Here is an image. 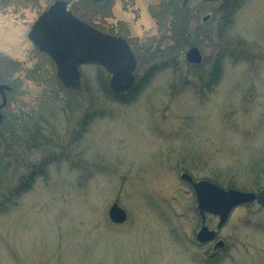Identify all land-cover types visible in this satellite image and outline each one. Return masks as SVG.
I'll return each instance as SVG.
<instances>
[{"label": "rangeland", "instance_id": "obj_1", "mask_svg": "<svg viewBox=\"0 0 264 264\" xmlns=\"http://www.w3.org/2000/svg\"><path fill=\"white\" fill-rule=\"evenodd\" d=\"M0 1L29 6L0 12V154H13L0 166V194L39 169L18 198L0 195V264H264L256 202L217 230L218 257L195 249L202 221L180 177L264 187V0H109L103 9L68 0L136 51L139 83L119 96L97 64L81 68L80 89L64 87L27 38L54 0ZM193 46L198 66L185 60ZM114 203L123 223L109 219ZM217 223L205 214V226Z\"/></svg>", "mask_w": 264, "mask_h": 264}, {"label": "water", "instance_id": "obj_2", "mask_svg": "<svg viewBox=\"0 0 264 264\" xmlns=\"http://www.w3.org/2000/svg\"><path fill=\"white\" fill-rule=\"evenodd\" d=\"M206 19L207 16L203 21ZM28 38L51 59L57 78L68 89H80V67L92 63L103 67L111 75L109 85L114 93L124 92L134 84L137 60L128 42L123 37L103 33L76 18L65 10V3L61 1L55 2L38 18ZM202 58L196 46L190 47L185 54L186 62L191 65H200ZM3 88L0 84L2 96ZM3 104H0V108ZM180 177L191 186L196 198V208L202 219V226L196 235L199 242L211 241L216 236L214 230L204 225L205 214L216 216L217 228H220L231 211L241 204L256 202L264 209V187L257 192H244L224 189L209 180H194L187 172ZM108 216L116 224L126 219L125 211L116 203L109 208ZM222 245V240L216 242V247Z\"/></svg>", "mask_w": 264, "mask_h": 264}, {"label": "flooded vegetation", "instance_id": "obj_3", "mask_svg": "<svg viewBox=\"0 0 264 264\" xmlns=\"http://www.w3.org/2000/svg\"><path fill=\"white\" fill-rule=\"evenodd\" d=\"M57 1H61V2H63V3H65V10H67V11H69L73 16H75L76 18H78V19H80L81 21H83V22H85V23H87V24H90L89 22H86V21H84V20H82L80 17H78L77 15H76V13L74 12V10L71 8V6H70V2L68 1V0H54V1H52V2H50L47 6H46V8L43 10V12L41 13V14H38L37 15V19H36V21L32 24V27L34 26V24L37 22V20H38V18L45 12V11H47V10H49L54 4H55V2H57ZM89 1H91L92 3H94L95 4V6H97V7H99V8H101V9H103L105 6H106V2H108L109 0H89ZM191 0H188V1H186V0H182V7L184 8L185 6H187L188 5V3L190 2ZM202 1H205V2H215V1H210V0H202ZM4 3V4H3ZM111 4H113V3H111ZM110 6V5H109ZM18 7H29L28 5H24V4H20V3H18V2H15V3H6V2H1L0 1V12L2 13V12H6V11H8V10H11V9H13V10H15V11H17L18 10ZM22 13V12H21ZM22 14H24V13H22ZM207 16V19L205 20V21H207L208 19H209V15H206ZM205 17V16H204ZM203 17V18H204ZM91 25V24H90ZM91 26H93V25H91ZM31 27V28H32ZM96 28V27H95ZM96 29H98V28H96ZM99 31H101V32H103V33H106V32H104V31H102V30H100V29H98ZM106 34H109V33H106ZM28 35H29V33H28ZM28 35H27V38H28ZM110 35H112V34H110ZM113 35H115V34H113ZM124 38V37H123ZM29 39V38H28ZM30 40V39H29ZM31 41V40H30ZM211 230V229H210ZM218 232V231H217ZM217 232H216V236H215V238L213 239V240H211V241H208V242H199V241H197V239H196V234L194 235V239H195V244H192L194 247H195V249H200V247L201 248H203L204 249V251H205V253L209 256V258L211 259V260H214L216 257H218L219 256V251L220 250H222V249H224L225 248V241L224 240H222L221 238H218L217 239ZM216 239L217 240H222L223 241V245L221 246V247H216ZM184 245V244H183ZM204 253V254H205Z\"/></svg>", "mask_w": 264, "mask_h": 264}, {"label": "trees", "instance_id": "obj_4", "mask_svg": "<svg viewBox=\"0 0 264 264\" xmlns=\"http://www.w3.org/2000/svg\"><path fill=\"white\" fill-rule=\"evenodd\" d=\"M222 5H223L222 7L224 8L225 5H227V4L223 3ZM134 53L136 54V51ZM137 62H138V57H137ZM138 83H139V81L136 80L134 86L130 90H128V91H126L124 93H121V94H116L115 96L132 94L135 91L136 86L138 85ZM5 93L8 94L9 92L5 91ZM0 96H1V92H0ZM2 108H0V114H1L0 115V128L6 123L5 116L1 112ZM11 156H13V154H11V153H7L6 155H4V153L0 154V166L2 164V161H3L4 157L7 160V158L11 157ZM33 170L37 171V174L39 173V169H37L34 164L30 165L29 166V170L27 171V173L20 174L19 177L17 178V180L15 182L9 184V187H7L6 190H3V193L0 194V195L6 197L7 200H8V198H12V199L18 198L28 188V186L31 184L30 181H32V179H33V175H31V173H33ZM212 182L216 183L218 186L223 187V188L224 187L230 188V187L233 186V184H230V183L229 184L228 183L227 184H220V183L218 184V182L215 179H212ZM2 204H3V202H0V206Z\"/></svg>", "mask_w": 264, "mask_h": 264}]
</instances>
